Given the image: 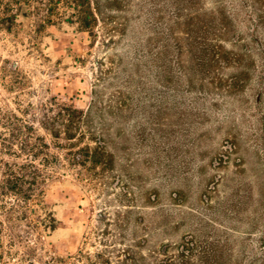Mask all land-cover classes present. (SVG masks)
Masks as SVG:
<instances>
[{
  "label": "rangeland",
  "instance_id": "obj_1",
  "mask_svg": "<svg viewBox=\"0 0 264 264\" xmlns=\"http://www.w3.org/2000/svg\"><path fill=\"white\" fill-rule=\"evenodd\" d=\"M9 3L0 264H264V0Z\"/></svg>",
  "mask_w": 264,
  "mask_h": 264
},
{
  "label": "trees",
  "instance_id": "obj_2",
  "mask_svg": "<svg viewBox=\"0 0 264 264\" xmlns=\"http://www.w3.org/2000/svg\"><path fill=\"white\" fill-rule=\"evenodd\" d=\"M18 2V1H17ZM40 3L45 8V18L41 26L51 24L56 21L55 17L59 16V10L63 6L70 10V14L74 16L81 28L91 29L96 23V16L92 5V0H40ZM23 8V4L19 3L18 7L12 6V3L8 4L7 9H4L3 14L0 15V25L6 30H11L12 26L16 22L19 11ZM27 15V12L23 13ZM67 114L68 121L71 120V114ZM89 149V147H87ZM26 174L21 173L14 176H8L5 179V186L8 190L14 194L22 197L23 199L30 200L32 195L27 193L24 189ZM31 183V181H29Z\"/></svg>",
  "mask_w": 264,
  "mask_h": 264
}]
</instances>
